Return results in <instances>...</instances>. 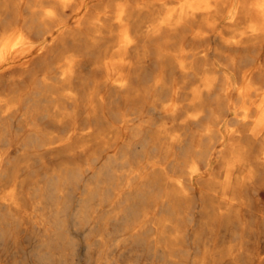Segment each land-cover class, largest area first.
Instances as JSON below:
<instances>
[{
  "label": "bare ground",
  "instance_id": "bare-ground-1",
  "mask_svg": "<svg viewBox=\"0 0 264 264\" xmlns=\"http://www.w3.org/2000/svg\"><path fill=\"white\" fill-rule=\"evenodd\" d=\"M14 120L32 148L162 152L220 197L194 264H264V0H0V141Z\"/></svg>",
  "mask_w": 264,
  "mask_h": 264
},
{
  "label": "rangeland",
  "instance_id": "rangeland-1",
  "mask_svg": "<svg viewBox=\"0 0 264 264\" xmlns=\"http://www.w3.org/2000/svg\"><path fill=\"white\" fill-rule=\"evenodd\" d=\"M4 135L0 197L14 185L19 208L0 198V264H194L197 247L211 245L218 192L202 194L201 177L182 190L164 183L157 166L165 165L162 152L124 145H96L83 154L32 148L23 144L16 120ZM153 175L160 180L152 184ZM258 229L249 249H264Z\"/></svg>",
  "mask_w": 264,
  "mask_h": 264
}]
</instances>
